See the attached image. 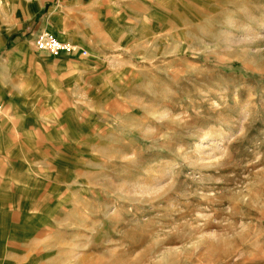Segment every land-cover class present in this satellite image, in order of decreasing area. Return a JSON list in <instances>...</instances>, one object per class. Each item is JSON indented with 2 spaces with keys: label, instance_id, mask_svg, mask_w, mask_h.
<instances>
[{
  "label": "rangeland",
  "instance_id": "rangeland-1",
  "mask_svg": "<svg viewBox=\"0 0 264 264\" xmlns=\"http://www.w3.org/2000/svg\"><path fill=\"white\" fill-rule=\"evenodd\" d=\"M0 43V264H264V0H0Z\"/></svg>",
  "mask_w": 264,
  "mask_h": 264
},
{
  "label": "built area",
  "instance_id": "built-area-1",
  "mask_svg": "<svg viewBox=\"0 0 264 264\" xmlns=\"http://www.w3.org/2000/svg\"><path fill=\"white\" fill-rule=\"evenodd\" d=\"M34 46L36 50L46 52L48 55L56 57L60 55H72L76 52L84 54L85 51L77 48L73 43L58 38L55 34L49 31L39 32L34 39ZM2 106L0 104V112Z\"/></svg>",
  "mask_w": 264,
  "mask_h": 264
},
{
  "label": "crops",
  "instance_id": "crops-1",
  "mask_svg": "<svg viewBox=\"0 0 264 264\" xmlns=\"http://www.w3.org/2000/svg\"><path fill=\"white\" fill-rule=\"evenodd\" d=\"M38 13H39V12L36 11V13H35L34 16H33L32 21L35 22L34 24L41 23V19H39ZM44 24H45V23H44ZM44 24H40L39 27H42V25H44ZM60 38H61V36H60ZM61 39H62V40H66V39H64V38H61ZM68 41H69V40H68ZM4 43H5V42H4ZM4 43H3V44H4ZM1 46H2V43H0V48H1ZM42 53H43V52H42ZM6 126L8 127V136H7V137H9V136H10V135H9V134H10V133H9V131H10V125H7V124H6ZM0 132H1V129H0ZM0 136H1V135H0Z\"/></svg>",
  "mask_w": 264,
  "mask_h": 264
}]
</instances>
